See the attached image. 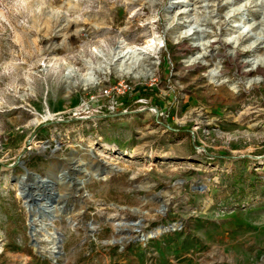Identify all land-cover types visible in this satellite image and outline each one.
<instances>
[{
    "label": "rangeland",
    "instance_id": "1",
    "mask_svg": "<svg viewBox=\"0 0 264 264\" xmlns=\"http://www.w3.org/2000/svg\"><path fill=\"white\" fill-rule=\"evenodd\" d=\"M259 28L264 0H0V264H264ZM128 51L150 78L98 64Z\"/></svg>",
    "mask_w": 264,
    "mask_h": 264
},
{
    "label": "bare ground",
    "instance_id": "2",
    "mask_svg": "<svg viewBox=\"0 0 264 264\" xmlns=\"http://www.w3.org/2000/svg\"><path fill=\"white\" fill-rule=\"evenodd\" d=\"M43 24H45V22ZM154 39L148 41V43H147V47L148 48L152 47L153 45H155V40ZM257 41L258 42L260 41L261 43L264 44V30L262 28H259V31L257 33L256 42ZM254 43L255 42H251V44H248L245 47V49L251 50L254 47V45H255ZM142 48L138 47V48H135V50L137 52H140V50ZM132 54H135V53H132ZM255 60H256V65L258 66V68L256 69V73L259 74V75H257V77H258L257 81H262L263 80V76H264V55L256 56ZM98 64L100 66L105 65L104 66L105 70H108L112 66V67H114L115 72L118 75H120V76H128V77H132V78H136V79L137 78L148 79L153 74L152 69L149 68L148 65H146L147 63L145 64L143 58L140 55H138V53H137V55L131 56V54H129V51L126 52V53L120 52L118 54L114 53L111 56H106L103 59H99ZM82 84L85 87H95V86H97L98 83H97V81H95V79L91 78V76H90V77H85L83 79ZM45 182H46V180H45ZM81 183L83 184L84 182L82 181ZM58 197H59V195L55 194V199H57ZM45 209L50 214L51 220H52V214H54V212H57L59 210V208L57 206H54V205L51 206L49 204L47 206H45ZM34 216L37 217V212H34ZM172 227H174V226H172ZM169 228L164 227V228H160L158 230H154V231L150 232L146 236L145 239L154 238V237H156V236H158V235H160V234H162L164 232L169 231Z\"/></svg>",
    "mask_w": 264,
    "mask_h": 264
},
{
    "label": "water",
    "instance_id": "3",
    "mask_svg": "<svg viewBox=\"0 0 264 264\" xmlns=\"http://www.w3.org/2000/svg\"><path fill=\"white\" fill-rule=\"evenodd\" d=\"M31 175L34 176L36 182H39L41 186L43 185L45 188V179H42L38 175H34V174ZM32 189L33 186L31 185H26V184L21 185L22 197L27 201L26 206L29 211V222H33L35 218L38 219L45 218V211H47L45 210V191L44 194L41 196V195H35L33 192H31ZM46 202L51 206L55 204L56 203L55 195L53 197L49 196ZM42 203L44 204L41 205ZM34 212H37V217L34 216ZM30 229L31 231L34 230V227H31Z\"/></svg>",
    "mask_w": 264,
    "mask_h": 264
},
{
    "label": "trees",
    "instance_id": "4",
    "mask_svg": "<svg viewBox=\"0 0 264 264\" xmlns=\"http://www.w3.org/2000/svg\"><path fill=\"white\" fill-rule=\"evenodd\" d=\"M141 95L143 96L144 99L148 100L152 97V95L150 93H141ZM175 109H173L174 111ZM183 132V131H181Z\"/></svg>",
    "mask_w": 264,
    "mask_h": 264
},
{
    "label": "built area",
    "instance_id": "5",
    "mask_svg": "<svg viewBox=\"0 0 264 264\" xmlns=\"http://www.w3.org/2000/svg\"><path fill=\"white\" fill-rule=\"evenodd\" d=\"M107 93V92H106Z\"/></svg>",
    "mask_w": 264,
    "mask_h": 264
}]
</instances>
